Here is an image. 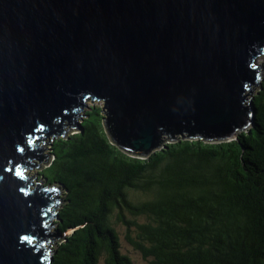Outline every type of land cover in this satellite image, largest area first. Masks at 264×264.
Returning a JSON list of instances; mask_svg holds the SVG:
<instances>
[{"label": "water", "instance_id": "obj_1", "mask_svg": "<svg viewBox=\"0 0 264 264\" xmlns=\"http://www.w3.org/2000/svg\"><path fill=\"white\" fill-rule=\"evenodd\" d=\"M263 75L264 0H0V264H51L44 239L66 236L43 227L63 190L38 179V142L79 132L84 102L145 159L236 139Z\"/></svg>", "mask_w": 264, "mask_h": 264}, {"label": "trees", "instance_id": "obj_2", "mask_svg": "<svg viewBox=\"0 0 264 264\" xmlns=\"http://www.w3.org/2000/svg\"><path fill=\"white\" fill-rule=\"evenodd\" d=\"M253 105L251 128L230 142L178 140L140 159L111 143L91 103L79 132L50 138L37 174L63 190L55 225L66 236L51 264H130L113 213L148 264H264V75Z\"/></svg>", "mask_w": 264, "mask_h": 264}, {"label": "rangeland", "instance_id": "obj_3", "mask_svg": "<svg viewBox=\"0 0 264 264\" xmlns=\"http://www.w3.org/2000/svg\"><path fill=\"white\" fill-rule=\"evenodd\" d=\"M90 101L86 102L85 106L86 108L90 105ZM93 104V103H92ZM101 105V103H94ZM78 123H80V120H77ZM78 131L71 132L68 135H71L73 133H77ZM49 148H47L48 150ZM49 151L46 152L47 155ZM38 172V171H37ZM36 172V173H37ZM35 173V174H36ZM126 219H129L130 217L127 214H124ZM110 223L112 225V228L115 230L117 237H118V242H119V253L120 255L128 258L130 264H148V261L143 259L142 256L133 248L131 245L126 240V228L117 221L116 219V213H113L110 218ZM53 233L56 232V225H55V220H52L50 223V227H53ZM97 264H105V259L104 257H100L98 260Z\"/></svg>", "mask_w": 264, "mask_h": 264}, {"label": "bare ground", "instance_id": "obj_4", "mask_svg": "<svg viewBox=\"0 0 264 264\" xmlns=\"http://www.w3.org/2000/svg\"><path fill=\"white\" fill-rule=\"evenodd\" d=\"M77 124H79V125H80V123H78V122H77Z\"/></svg>", "mask_w": 264, "mask_h": 264}, {"label": "snow or ice", "instance_id": "obj_5", "mask_svg": "<svg viewBox=\"0 0 264 264\" xmlns=\"http://www.w3.org/2000/svg\"><path fill=\"white\" fill-rule=\"evenodd\" d=\"M19 174V173H18Z\"/></svg>", "mask_w": 264, "mask_h": 264}]
</instances>
